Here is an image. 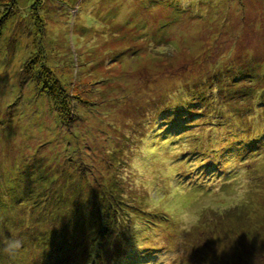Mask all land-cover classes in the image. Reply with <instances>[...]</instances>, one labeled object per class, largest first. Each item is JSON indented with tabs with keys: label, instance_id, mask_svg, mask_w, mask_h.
<instances>
[{
	"label": "rangeland",
	"instance_id": "1",
	"mask_svg": "<svg viewBox=\"0 0 264 264\" xmlns=\"http://www.w3.org/2000/svg\"><path fill=\"white\" fill-rule=\"evenodd\" d=\"M0 17V204L15 210L0 222L30 211L0 232V264H33L53 228L82 241L89 223L59 221V194L108 172L141 210L123 244L108 238L113 264H227L217 255L256 236L264 154L241 135L264 132V0H0ZM254 241L234 264H264Z\"/></svg>",
	"mask_w": 264,
	"mask_h": 264
},
{
	"label": "trees",
	"instance_id": "2",
	"mask_svg": "<svg viewBox=\"0 0 264 264\" xmlns=\"http://www.w3.org/2000/svg\"><path fill=\"white\" fill-rule=\"evenodd\" d=\"M3 19L4 17H0V36L2 35L3 31L1 26ZM238 77H240V75H238ZM40 79L39 82L41 83V90H43L50 98H52V100L57 105L58 110H63L64 106L65 108L68 107L67 109H69V103L67 102L66 98L69 95H67L65 92L63 85L61 86L59 81H55L53 86H49L46 83H49L50 81H43L42 77H40ZM207 95L208 94H201V98L197 103L205 105L207 101H210V98ZM256 97L257 98L255 102L260 100L264 104V89L258 92ZM213 101L216 100L213 99ZM62 103L64 106H62ZM255 106L258 109L256 111H259V102H257ZM207 108L210 109L208 105ZM244 135H249L248 141L245 142L242 140L244 144L250 150L253 149V151L251 150V153L255 152L258 158L262 159V155L264 154V141L257 140V137H264V132L260 130L259 132L257 131V133L251 131L244 132L242 133L241 138H243ZM253 140L258 141V145L254 147L251 146V142ZM241 149L243 150V148ZM250 150L246 152H249ZM245 153L242 154V157ZM118 179L119 177H114L113 174L108 172L107 175L103 177L102 181L99 182L97 187L98 189L96 190L92 188V192H90L89 195L85 196V194L82 195V192H78L74 198L69 199L63 192L59 194L60 197H58V199H61L62 203L66 202L71 205L70 210H67L66 212L68 213L66 218L64 220L60 219L59 221L68 222L71 221L75 215H78V219L80 220L79 224L82 225L83 222H88L89 227L85 232L82 241H78L77 239L69 237L55 239L53 236L56 233V228H53V230L50 231L46 230L45 232L41 233L40 238L45 237L46 239L39 241L37 245L42 249L43 254L37 259V261L34 260L33 264H113V258H119L120 256H115L111 259L110 249H112V247L109 245L110 239L108 240V238H112V236L116 234V236L119 238V241H122L121 244H123L125 241L124 234L125 232L127 233L132 224V219L130 220L131 215H136L133 213L134 211H141L139 209L140 207L136 205L133 196L129 198L133 192L132 187L127 188L126 191L123 181L120 184L115 183V181ZM75 181L82 187V182L85 181L84 174L80 176V180L76 179ZM130 184H132V182H130ZM113 185L116 186V188H113ZM83 193H85L84 190ZM260 198V200H262H259L258 204L260 210H258L257 218L253 224V231L256 236L251 237L249 232V238H242L245 239L244 241L248 242L249 245H252L255 239L254 245L252 246L253 249L255 245L264 243V239L261 236V234H264V214H262V212H264V195ZM18 199L22 202L24 201V198ZM84 201H87V203H84ZM13 204H15V202H13ZM14 211V205L7 204L6 202L0 204V212H3L2 215L13 214ZM41 212L42 214L45 213L44 210H41ZM46 214L47 212L45 213V216ZM49 214L50 216L54 215V217L57 218L55 213L50 212ZM28 215H30V211L22 213L21 217L23 218H16L14 215H11L12 217L8 216L7 220H1V234H5L6 231H9L10 233L14 232L21 224H25L24 218L28 219ZM68 225L69 223H65V228H61H64L65 231H68ZM73 226L74 223H72V227ZM48 237H51L55 241L53 246H48L46 244L45 241L48 240ZM242 239L237 242H233L234 249L232 251L226 253L223 250V252H221V254L223 253L221 257H218L219 255H217V260L227 262V264H234L235 261L238 260V255H240L239 252L242 251L241 245H245V242ZM52 247L53 250H51ZM129 247H131L130 244ZM44 249H49V251ZM225 256L229 257L230 259L226 260ZM72 257H76L77 259L72 260Z\"/></svg>",
	"mask_w": 264,
	"mask_h": 264
},
{
	"label": "bare ground",
	"instance_id": "3",
	"mask_svg": "<svg viewBox=\"0 0 264 264\" xmlns=\"http://www.w3.org/2000/svg\"><path fill=\"white\" fill-rule=\"evenodd\" d=\"M257 151V150H256ZM258 153V152H257ZM256 155V154H255ZM135 253V252H134Z\"/></svg>",
	"mask_w": 264,
	"mask_h": 264
}]
</instances>
